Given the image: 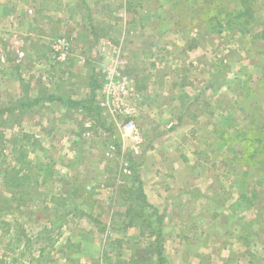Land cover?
I'll return each mask as SVG.
<instances>
[{
  "label": "rangeland",
  "instance_id": "rangeland-1",
  "mask_svg": "<svg viewBox=\"0 0 264 264\" xmlns=\"http://www.w3.org/2000/svg\"><path fill=\"white\" fill-rule=\"evenodd\" d=\"M237 1L20 0L0 15V264H264V0L249 34L206 20ZM116 58L139 93L136 139L99 87L97 113L45 100L87 101Z\"/></svg>",
  "mask_w": 264,
  "mask_h": 264
},
{
  "label": "built area",
  "instance_id": "built-area-1",
  "mask_svg": "<svg viewBox=\"0 0 264 264\" xmlns=\"http://www.w3.org/2000/svg\"><path fill=\"white\" fill-rule=\"evenodd\" d=\"M29 13H31V10H29ZM49 46L53 53V59L57 61L66 60L71 51V41L66 36L53 39ZM101 50L104 52V45L101 46ZM20 55L22 56V53ZM102 56L104 59L107 58L105 52L102 53ZM119 64H122V62L116 58L114 59V65L102 70L103 82L96 93L98 95V105L123 129L128 125L125 128L126 133L135 135L136 130H134V126L128 117L134 114V108L130 101L138 98L139 93L134 88L129 76L121 70ZM119 117L127 118L124 122L120 121L119 124L117 120ZM133 152L138 153V149L135 147Z\"/></svg>",
  "mask_w": 264,
  "mask_h": 264
},
{
  "label": "trees",
  "instance_id": "trees-1",
  "mask_svg": "<svg viewBox=\"0 0 264 264\" xmlns=\"http://www.w3.org/2000/svg\"><path fill=\"white\" fill-rule=\"evenodd\" d=\"M254 0H238L237 1V8L235 9H220L219 10V14L221 13L222 16V23H220L219 25H215V21H216V17L213 16H208L207 17V23L212 27V25H214V28H217L216 33H221L223 31V29H231L233 26L235 27L237 33H239L240 35H246L249 34V25L252 24V16H253V4ZM261 26H262V31L257 34V37H259L260 39H264V20H262L261 22ZM96 85V86H95ZM101 84L97 85L95 83V81L93 80V82L90 84V96L89 99L87 101H82V100H71L69 98H65L62 96H57V95H53L50 94L48 95L45 100L46 101H57L60 103H64L67 102L69 106H74V107H81L83 109H86V107L88 109H90L89 111H94V113H97V108L98 106H94V102H93V97L95 95V90L97 87H100ZM40 101L39 98L34 99L33 101H29L26 103H23V106H27V107H32L34 105H36L38 102ZM85 104L86 107H85ZM87 110V109H86ZM0 113H3V110H0ZM247 138V137H246ZM257 142H260L259 139H257ZM132 163L131 165V173L132 176L134 177V181L135 183H137V190H136V194H137V199L140 203V206L146 209H150L152 208V213L155 215L156 217V221L158 222V224H160L161 222V217L160 214L157 212V210L155 208H153L146 200L145 195L143 194V188H142V182L140 180V176L138 175L136 169H135V165L132 161H130ZM151 213V215H152ZM145 224H147L148 226L151 225V223L146 220L144 221ZM160 239V233L158 232L156 234V240L158 241ZM161 246L157 245L156 247V253L157 256L160 258V260H164L163 258V254L161 253Z\"/></svg>",
  "mask_w": 264,
  "mask_h": 264
},
{
  "label": "crops",
  "instance_id": "crops-1",
  "mask_svg": "<svg viewBox=\"0 0 264 264\" xmlns=\"http://www.w3.org/2000/svg\"><path fill=\"white\" fill-rule=\"evenodd\" d=\"M34 2H40L42 0H33ZM57 3L59 2V0H56ZM61 1V0H60ZM64 1V0H63ZM3 2V3H1ZM0 2V15H3L5 17H8L6 15L11 14L12 18L16 19V15L14 14V12L17 11V4L20 2V0H3ZM62 4V3H61ZM65 4V3H63ZM98 8V7H97ZM96 8V9H97ZM13 21V20H12ZM15 21V20H14ZM140 21V20H139ZM105 49L107 50L108 48H111V45L107 42V40L105 41ZM241 199H243V202L245 203L247 200V197L244 194H241L239 196Z\"/></svg>",
  "mask_w": 264,
  "mask_h": 264
}]
</instances>
